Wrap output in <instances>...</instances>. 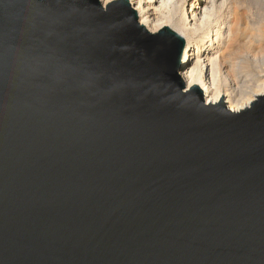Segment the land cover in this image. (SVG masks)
I'll list each match as a JSON object with an SVG mask.
<instances>
[{"label":"water","instance_id":"95a60500","mask_svg":"<svg viewBox=\"0 0 264 264\" xmlns=\"http://www.w3.org/2000/svg\"><path fill=\"white\" fill-rule=\"evenodd\" d=\"M127 0H0V264H264V93L186 88Z\"/></svg>","mask_w":264,"mask_h":264},{"label":"bare ground","instance_id":"6f19581e","mask_svg":"<svg viewBox=\"0 0 264 264\" xmlns=\"http://www.w3.org/2000/svg\"><path fill=\"white\" fill-rule=\"evenodd\" d=\"M112 1L102 0V5ZM127 1L150 33L165 24L183 38L181 79L186 88L197 85L206 103L216 104L223 96L227 110L239 113L263 95L264 74L249 76L238 55L241 47L264 48V0ZM247 32L254 38L243 43Z\"/></svg>","mask_w":264,"mask_h":264},{"label":"rangeland","instance_id":"374dc122","mask_svg":"<svg viewBox=\"0 0 264 264\" xmlns=\"http://www.w3.org/2000/svg\"><path fill=\"white\" fill-rule=\"evenodd\" d=\"M250 34H252V35H250ZM254 32L253 33H251V32H247L246 34H245V40L243 41V43H245V41H247V40H249L250 39V37L253 39L254 38ZM253 36V37H252ZM256 40V39H255ZM257 46L255 45H252V46H245V47H241L240 48V53H239V55H238V58L239 59H241L242 60V62H243V71L245 72V73H247L249 76H251V77H257V75L259 76V75H263L264 74V72H263V69H264V48H262V50H260V49H258V48H256ZM257 49V50H256ZM259 53L261 54V55H259ZM263 53V54H262ZM249 57V58H248ZM253 57H255V59L253 58ZM249 59V60H248ZM251 59H252V61H251ZM258 59V60H257ZM260 59V60H259ZM244 60H245V62H244ZM256 60V61H255ZM260 61V62H259ZM248 62V63H247ZM249 62H250V64H249ZM255 63V64H253V63ZM258 62V63H257ZM262 62V63H261ZM254 65V66H252V65ZM257 65V66H256ZM263 66V67H262ZM248 67V68H247ZM257 67H258V69L260 70H258L257 69ZM263 68V69H262ZM262 71V72H261ZM259 72L260 73H262V74H259ZM255 75V76H254Z\"/></svg>","mask_w":264,"mask_h":264}]
</instances>
